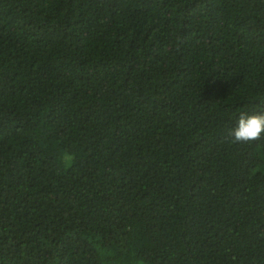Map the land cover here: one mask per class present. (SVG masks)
I'll return each instance as SVG.
<instances>
[{
	"label": "trees",
	"instance_id": "trees-1",
	"mask_svg": "<svg viewBox=\"0 0 264 264\" xmlns=\"http://www.w3.org/2000/svg\"><path fill=\"white\" fill-rule=\"evenodd\" d=\"M264 0H0V264H264Z\"/></svg>",
	"mask_w": 264,
	"mask_h": 264
},
{
	"label": "clouds",
	"instance_id": "clouds-1",
	"mask_svg": "<svg viewBox=\"0 0 264 264\" xmlns=\"http://www.w3.org/2000/svg\"><path fill=\"white\" fill-rule=\"evenodd\" d=\"M230 136L237 143L255 141L264 136V113H241L230 130Z\"/></svg>",
	"mask_w": 264,
	"mask_h": 264
}]
</instances>
